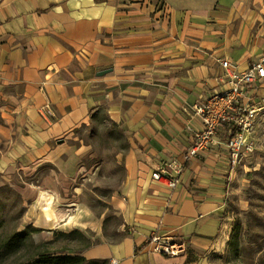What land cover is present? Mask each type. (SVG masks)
I'll return each mask as SVG.
<instances>
[{
	"label": "crops",
	"instance_id": "crops-1",
	"mask_svg": "<svg viewBox=\"0 0 264 264\" xmlns=\"http://www.w3.org/2000/svg\"><path fill=\"white\" fill-rule=\"evenodd\" d=\"M258 3L0 0V174L29 177V225L76 230L87 246L74 254L85 264H217L227 208L251 161L231 167L216 144L185 162L174 189L152 174L183 160L188 128H201L192 105L229 86L220 61L243 70L264 51ZM244 96L259 108L258 136L264 81ZM99 117L111 147L88 163L98 153L78 131ZM100 201L106 208L97 212ZM109 211L115 229L106 226ZM154 234L186 251L152 252Z\"/></svg>",
	"mask_w": 264,
	"mask_h": 264
},
{
	"label": "rangeland",
	"instance_id": "rangeland-1",
	"mask_svg": "<svg viewBox=\"0 0 264 264\" xmlns=\"http://www.w3.org/2000/svg\"><path fill=\"white\" fill-rule=\"evenodd\" d=\"M259 3L264 23V0H259ZM105 123L104 118L99 117L94 125L84 126L78 131L82 141L98 153L97 158L88 159V163L100 160V152L106 146L111 147L110 141L105 140ZM257 134L254 121L252 139L255 149L242 159L250 160L252 166L243 173L239 191L229 202L230 225L226 241L220 251L212 254L213 262L217 264H264V127L260 126ZM112 136H118V133L115 131ZM28 182L29 177L20 171L0 174V264H28L41 255L74 254L83 250L87 241L76 230L51 233L29 225V201L24 189ZM95 194L105 199V192ZM98 203L97 212L103 211L105 203ZM105 222L109 229H115L118 218L109 211ZM18 232L26 235L15 239ZM98 263L107 264L106 261Z\"/></svg>",
	"mask_w": 264,
	"mask_h": 264
},
{
	"label": "built area",
	"instance_id": "built-area-1",
	"mask_svg": "<svg viewBox=\"0 0 264 264\" xmlns=\"http://www.w3.org/2000/svg\"><path fill=\"white\" fill-rule=\"evenodd\" d=\"M220 64L224 70L223 78L229 86L224 90L215 91L204 98L202 103L192 105L194 115L200 119L201 128H188L191 142L183 160L171 159L152 174L154 180L171 189L179 183L185 162L189 158L207 153L216 144L225 147L231 167L255 149L252 133L259 108L243 103V97L250 88L264 81V51L257 61L251 62L243 70H238L228 59L221 60ZM147 243L152 252L166 257L178 256L186 251L182 242L156 234L150 235Z\"/></svg>",
	"mask_w": 264,
	"mask_h": 264
},
{
	"label": "trees",
	"instance_id": "trees-1",
	"mask_svg": "<svg viewBox=\"0 0 264 264\" xmlns=\"http://www.w3.org/2000/svg\"><path fill=\"white\" fill-rule=\"evenodd\" d=\"M26 234L22 232L15 233V239H21ZM28 264H85L83 258L76 254H56V255H41L38 258L30 261ZM96 264V263H90Z\"/></svg>",
	"mask_w": 264,
	"mask_h": 264
},
{
	"label": "water",
	"instance_id": "water-1",
	"mask_svg": "<svg viewBox=\"0 0 264 264\" xmlns=\"http://www.w3.org/2000/svg\"><path fill=\"white\" fill-rule=\"evenodd\" d=\"M106 72H107V70H102V71H99L98 74L102 75V74H105Z\"/></svg>",
	"mask_w": 264,
	"mask_h": 264
}]
</instances>
